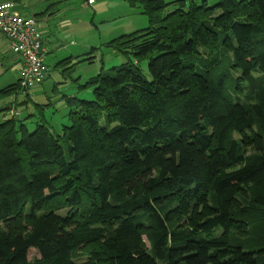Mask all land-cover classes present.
I'll list each match as a JSON object with an SVG mask.
<instances>
[{
    "label": "trees",
    "instance_id": "1",
    "mask_svg": "<svg viewBox=\"0 0 264 264\" xmlns=\"http://www.w3.org/2000/svg\"><path fill=\"white\" fill-rule=\"evenodd\" d=\"M130 1L65 122L0 89V264H264V0Z\"/></svg>",
    "mask_w": 264,
    "mask_h": 264
},
{
    "label": "rangeland",
    "instance_id": "2",
    "mask_svg": "<svg viewBox=\"0 0 264 264\" xmlns=\"http://www.w3.org/2000/svg\"><path fill=\"white\" fill-rule=\"evenodd\" d=\"M15 4V10L21 16L35 17L43 28L46 29L44 34L47 35L45 47L46 64L49 68V77L32 88L29 89V95L33 103H46L48 106L43 110L44 116L47 118L53 117V121L63 123L67 120V109L61 100L62 95L74 96L80 100H92L93 96L88 89L80 91L74 82L79 79V85H83L89 78L95 77L100 70L101 62L106 69L114 66H119L124 60L117 56L112 50L106 47V43L118 38L120 31H124L126 35L148 28V18L141 14L140 6L130 0H103L106 5L111 7L112 11L116 3H120V10H123V15L120 19L114 22H108L112 19L111 15L99 14L94 5H89L86 0H7ZM89 1V0H88ZM138 1V0H137ZM167 3H172L177 0H164ZM198 4L203 1L209 6H213L216 0H195ZM131 3H135L131 5ZM94 7V8H93ZM170 7L167 11H171ZM63 19L72 21L70 27H66L68 32L73 33V38H66L65 29L60 27ZM121 34V33H120ZM44 38V35H43ZM71 41L73 43H71ZM4 44V45H2ZM0 45V89L9 85L15 84L18 81V70L15 61V55L12 54L8 45L4 42ZM85 44V51H82L84 58H89L90 62H79L71 74L63 76V68L56 67V63L67 58L72 54H78L83 49L81 45ZM81 53V52H80ZM82 56V55H81ZM71 60L70 66H72ZM77 79V80H78ZM54 87L57 88L54 92ZM24 95L20 93L18 99ZM55 106V107H53ZM10 108H13L11 106ZM57 112H55V109ZM28 114H34L35 117L30 119V124H33L36 119L40 118L33 104L29 103L26 111ZM23 113V114H26ZM12 113H15L12 109ZM11 113V114H12ZM4 226V225H3ZM5 228L19 231L22 229L20 224L16 222L5 223ZM79 255H84L83 250H80ZM38 254L35 250H30L28 259L31 261ZM85 259H79L78 262H83Z\"/></svg>",
    "mask_w": 264,
    "mask_h": 264
},
{
    "label": "built area",
    "instance_id": "3",
    "mask_svg": "<svg viewBox=\"0 0 264 264\" xmlns=\"http://www.w3.org/2000/svg\"><path fill=\"white\" fill-rule=\"evenodd\" d=\"M0 40L18 58V81L23 90L48 78L41 26L35 19L21 16L12 2L0 1Z\"/></svg>",
    "mask_w": 264,
    "mask_h": 264
},
{
    "label": "crops",
    "instance_id": "4",
    "mask_svg": "<svg viewBox=\"0 0 264 264\" xmlns=\"http://www.w3.org/2000/svg\"><path fill=\"white\" fill-rule=\"evenodd\" d=\"M0 1H4V2H6L7 0H0ZM90 1V0H89ZM88 0H86V2L89 4V5H94V7H96V11L99 13V14H106V15H108L109 13L111 14L110 16H109V18L110 19H112L111 21H108V22H114L116 19H120V16L121 15H123V10L121 9L120 10V8H119V6L121 5L120 3H116V7L112 10V11H110V9H111V7L109 6V5H106V3L103 1V0H92V2H89ZM8 2H10V1H8ZM13 3V2H12ZM93 7V8H94ZM17 11V10H16ZM18 12V11H17ZM62 24H59L60 25V27H61V29L62 28H64L65 29V37L66 38H73V33H71V32H68V30L66 29V27H70L71 26V22L72 21H70V20H64L63 19V22L62 21H60ZM42 31L45 33L46 32V29L45 28H43V25H42ZM121 33V34H120ZM125 32L122 30V31H120L119 33H118V35H120L119 37H121V36H123V35H126V34H124ZM118 37V38H119ZM114 39H117V38H114ZM46 40L48 41V39H47V35L46 34H44V49H45V52H46V54H48V51H47V48L45 47V42H46ZM4 41H2V40H0V45L3 43ZM5 43V42H4ZM71 43H73L72 41H71ZM2 45H4V44H2ZM81 47H83V49L82 50H80V52L78 53V54H72L71 52H70V55H68L67 56V58H71L73 61H72V63H76V62H78L79 60H81V59H83L84 58V53L82 52V51H85V48H86V45L85 44H83V45H81ZM83 53V54H82ZM82 55V56H81ZM15 61H16V63H17V61H18V58L15 56ZM66 59V58H65ZM61 61V60H60ZM59 62V61H58ZM57 62V63H58ZM56 63V64H57ZM17 66V65H16Z\"/></svg>",
    "mask_w": 264,
    "mask_h": 264
}]
</instances>
